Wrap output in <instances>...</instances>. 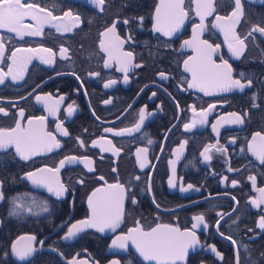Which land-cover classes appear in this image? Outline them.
Listing matches in <instances>:
<instances>
[{"label":"flooded vegetation","instance_id":"1","mask_svg":"<svg viewBox=\"0 0 264 264\" xmlns=\"http://www.w3.org/2000/svg\"><path fill=\"white\" fill-rule=\"evenodd\" d=\"M28 2L62 17L54 23L71 30L57 31L45 24L42 35L21 39L0 29L5 47L0 75L12 67V74L5 75L0 84V108L8 113H0V128L14 127L20 110L24 111L23 124L28 118L43 116L45 130L60 147L28 160H22L14 148L0 150V191L5 197L0 200V264H147L131 241L123 248L113 241L135 228L137 221L145 230L158 223L184 230L191 229L193 217L198 215L204 216L207 227L201 224L194 230L200 243L189 250L188 264H237V260L238 264H264V229L258 227L264 203L253 204L261 197L258 189L264 188V164L248 151L253 135H264V35L254 32L248 36L244 53L236 58L229 53L224 34L211 27L216 15L231 14L234 0H215L216 12L206 18L208 27L200 39L220 45L214 59L217 63L221 56L227 60L234 79L246 85L251 79L252 83L243 91H214L211 95L188 88L191 74L184 71L183 61L196 55L192 48L182 47L184 40L192 39L193 25L200 22L193 0H185L189 18L171 37L153 31L160 0H105L102 11L92 0ZM242 5L236 32L244 38L253 25L264 27V1L242 0ZM65 12L72 15L64 16ZM114 22L116 34L125 41L122 51L132 53L127 72L119 70L122 64L116 60L105 67L108 54L100 49V41L105 39L101 33ZM24 24L35 26L36 22L25 18ZM42 48L51 49L52 55L17 52L23 59L16 64L8 58L17 49ZM61 48L67 52L62 54ZM41 57L52 62L44 63ZM109 81L115 83L106 88ZM37 96L45 99L38 102ZM210 105L214 107L202 117L200 113ZM141 109L145 119L139 131L116 136V131L134 128ZM232 113L243 122L233 123ZM185 124L191 127L185 129ZM65 130L68 135L63 134ZM206 148L207 160L201 155ZM138 149L147 152L138 153ZM71 156L78 159L65 163L58 173L66 189L62 196L27 179V173L56 168L60 160ZM83 157L92 163L86 166ZM142 161H146L143 168ZM250 176L256 178L255 185ZM116 183L129 189L120 226L104 232L85 228L65 239L68 228L90 216L91 193ZM18 195L22 197L18 203L24 207L18 215H10L12 198ZM42 204L48 211L41 210ZM17 242L18 248L30 244L35 249L24 261L12 252ZM213 245L222 259L212 252Z\"/></svg>","mask_w":264,"mask_h":264},{"label":"snow or ice","instance_id":"2","mask_svg":"<svg viewBox=\"0 0 264 264\" xmlns=\"http://www.w3.org/2000/svg\"><path fill=\"white\" fill-rule=\"evenodd\" d=\"M92 2L103 10L102 6L105 4V0H92ZM195 3V14L199 17L200 22L194 24L192 31L193 36L191 40H184L182 47L192 48L196 53L195 56H190L188 59L183 61L184 71L191 74V80L188 81V88H196L205 93V95H211L214 91H231L232 89L244 90L246 86H250L252 81L249 79L247 85L241 82V79L233 78L232 66L223 57H220L221 62L217 63L214 56L217 55L220 48L219 44L213 45L209 43L207 39H200L202 34L207 30V25L205 20L207 17L213 15L216 12L215 0H193ZM71 12H65L64 16H71ZM243 16V5L242 0H234V8L230 15L228 16H215L216 23L211 25L212 28H218L224 34V42L227 44L228 51L233 57L240 58L244 53L246 45L245 40L248 36H252L254 32H258L264 35V27L259 25H253L252 30L249 31L247 36L241 38L236 32V24L239 22L240 18ZM25 18H30L36 22L35 26L25 25ZM189 18V11L185 9V0H160L159 4L155 8L154 14V24L153 31L162 33L164 36L171 37L175 33L179 32L181 27L184 25L186 19ZM62 17H57L53 15V12L45 8L39 7L35 3H29L28 0H0V29H6L7 32L15 33L16 36L23 39L25 36H40L42 35L43 27L45 24H52L57 31H70L68 27L61 28V25L54 23L57 20H61ZM79 20V17H75ZM143 20V17H140ZM224 21L225 23H221ZM124 24H128V20L123 21ZM101 36L105 39L100 41V49L108 54V59L105 60V67H108L111 60H116L117 63H121L122 66L120 71L127 72L129 67L132 66V53L123 52L122 48L125 43L116 34V22L113 25L101 33ZM130 38V37H129ZM3 38L0 37V58L4 56L5 47L2 42ZM61 53H66L67 49L61 48ZM17 52H47L52 55L51 49H17L12 52L11 56L8 57L16 64L18 60L23 58L17 57ZM30 59V57H29ZM44 63H51V59L44 60ZM123 61V62H122ZM140 65H135L139 67ZM12 74V67L9 66V72L7 74L0 75V84L4 83V76ZM161 78L164 77V73H160ZM241 78L244 77V73H240ZM13 79H16L13 76ZM78 79V77H77ZM127 80V77H125ZM115 81H109L105 84V87H110ZM155 95V93H153ZM41 96H37L36 100L41 101ZM63 99V98H61ZM109 103V101H105ZM214 105H210L209 109L200 113L202 117L207 115ZM52 111V109H49ZM73 111L72 105L68 106V114L71 115ZM195 111V109H193ZM0 113L8 115L5 109L0 108ZM235 116L233 123H242V117L232 113ZM20 119H17L15 126L11 128H0V150H6L8 148H14L16 154L22 160H28L34 155H39L43 152H51L55 148L60 147V142L55 138V136L45 130V119L46 117H31L27 119L26 124L21 121L24 118V111H19ZM145 119V110L141 109L139 113V121L135 124L134 128L122 129L116 131L114 134L116 136H122L125 133H131L132 131H139L141 125ZM203 122V121H201ZM59 127V126H58ZM185 129L191 127L189 124L184 125ZM106 132H111L112 129H105ZM64 135H68L67 131L63 132ZM257 138H259V143H257ZM83 142H81L82 144ZM94 144L96 142H93ZM110 143V142H109ZM149 144L152 143L151 140L148 141ZM183 148V145H181ZM113 152L118 153V149L113 148ZM248 151H250L253 156H255L261 164H264V135L259 132L255 133L252 140L248 143ZM138 153L147 152V149H138ZM208 149H205L204 153L201 155L205 156V159H210L209 156L205 155ZM77 157H65L59 161V166L56 168H42L35 172H29L26 174L27 179L34 185L43 186L48 189L49 192H54L57 197L64 194L66 189L64 185L59 182L58 173L60 168L64 167L65 163H73L77 160ZM81 162H84L86 166H89L92 162L87 157H83ZM171 163H175L172 161ZM146 166V161H142L140 167ZM91 171L92 169L89 168ZM231 170V169H230ZM115 171V169H113ZM173 171L175 169L173 168ZM43 173H48L50 175H42ZM103 180V177H100ZM139 179V177H136ZM249 179L255 185L256 178L250 176ZM171 184L172 181L170 180ZM236 181H233L235 185ZM2 185V182H0ZM189 185L188 188H192ZM187 189H181V191H186ZM129 191L125 185L116 183L108 184L107 188H97L88 197V206L90 210V216L84 220L78 221L68 228L67 235L65 239L75 236L78 232L83 231L85 228H95L100 232H104L105 229H111L115 231L116 228L120 226L124 216V201L126 194ZM261 193L259 201L253 200V204L259 206L260 203H264V188L258 189ZM4 193L0 191V200H3ZM21 196H16L12 198L13 207L10 210V215H18L19 210L24 207L23 203H18L21 201ZM35 203V200H33ZM132 203L135 204V199H132ZM159 207V205H157ZM42 211H48L46 204L41 205ZM28 212L32 211L31 207L27 208ZM193 220L195 223L192 224L191 229L181 230L177 226L171 224H161L158 223L155 227H151L145 230L140 226L139 221H137V226L128 230L127 234L117 237L120 241L117 244V240L113 241L114 246L125 247L126 242L131 241L132 245L135 247L136 251L143 258V261L147 264H188L187 257L189 255L190 249H195L196 245L200 243L196 232L201 224L205 223L203 215L194 216ZM258 227L264 229V216H261ZM21 239H28L29 241L34 240L35 237H27ZM229 239H231L229 237ZM17 243L12 245L13 254L18 257L19 260L24 261L29 258L35 251L34 248L29 244L24 247H17ZM233 244L236 242L233 240ZM212 252L216 256L222 259V254L217 251L215 246H210ZM264 255V254H262ZM70 264H82V262L72 261ZM112 264H117L113 261ZM238 264V260H237Z\"/></svg>","mask_w":264,"mask_h":264},{"label":"water","instance_id":"3","mask_svg":"<svg viewBox=\"0 0 264 264\" xmlns=\"http://www.w3.org/2000/svg\"><path fill=\"white\" fill-rule=\"evenodd\" d=\"M262 1H264V0H262ZM93 229H95V228H93ZM96 231H97V229H95ZM70 262H72V261H70Z\"/></svg>","mask_w":264,"mask_h":264}]
</instances>
